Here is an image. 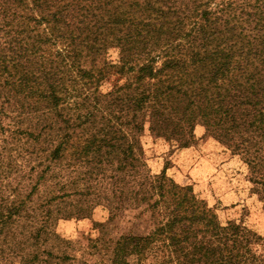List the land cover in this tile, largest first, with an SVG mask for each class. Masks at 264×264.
Instances as JSON below:
<instances>
[{
	"label": "trees",
	"instance_id": "trees-1",
	"mask_svg": "<svg viewBox=\"0 0 264 264\" xmlns=\"http://www.w3.org/2000/svg\"><path fill=\"white\" fill-rule=\"evenodd\" d=\"M141 1L0 0V18L19 27L20 94L56 109L65 102V68L90 78L96 58L113 45L119 51L115 73L129 78L122 90L129 91L123 104L131 113V142L116 146L103 139L98 147L118 151V164L136 180L134 201L145 203L154 193L152 208L160 206L163 215L150 234L120 237L110 264H264V254L250 249L255 234L234 221L222 226L190 186L166 177V168L150 175L140 145L145 125L178 148L194 146L201 139L195 127L202 126L264 191V8L231 21L223 18L226 9L209 8L210 2ZM65 143L54 149L55 158ZM94 143L80 153L89 155Z\"/></svg>",
	"mask_w": 264,
	"mask_h": 264
},
{
	"label": "rangeland",
	"instance_id": "rangeland-1",
	"mask_svg": "<svg viewBox=\"0 0 264 264\" xmlns=\"http://www.w3.org/2000/svg\"><path fill=\"white\" fill-rule=\"evenodd\" d=\"M196 1L223 7V18L231 21L264 8V0ZM7 22L0 18V264H110L120 237L150 234L163 215L160 206L152 208L154 193L145 203L134 201L136 180L118 164V151L98 147L103 139L116 146L131 142V113L123 104L129 91L122 90L129 78L115 73L119 51L113 45L102 50L90 78L65 68V102L50 109L20 94L19 27ZM194 133L201 138L194 146L178 148L145 125L140 145L146 169L157 175L166 168V177L190 186L222 226L234 221L255 234L250 249L264 254V191L248 181L238 156L204 136L202 126ZM61 142L65 149L56 159ZM89 142H95L89 155L80 153Z\"/></svg>",
	"mask_w": 264,
	"mask_h": 264
}]
</instances>
